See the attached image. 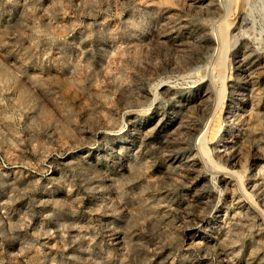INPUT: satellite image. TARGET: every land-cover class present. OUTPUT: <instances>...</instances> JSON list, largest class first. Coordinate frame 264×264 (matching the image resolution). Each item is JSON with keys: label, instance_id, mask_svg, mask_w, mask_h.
Masks as SVG:
<instances>
[{"label": "rangeland", "instance_id": "obj_1", "mask_svg": "<svg viewBox=\"0 0 264 264\" xmlns=\"http://www.w3.org/2000/svg\"><path fill=\"white\" fill-rule=\"evenodd\" d=\"M0 264H264V0H0Z\"/></svg>", "mask_w": 264, "mask_h": 264}, {"label": "bare ground", "instance_id": "obj_2", "mask_svg": "<svg viewBox=\"0 0 264 264\" xmlns=\"http://www.w3.org/2000/svg\"><path fill=\"white\" fill-rule=\"evenodd\" d=\"M220 27H222V26H220ZM218 28H219V27H218ZM225 31H226V30H225ZM219 35H220L219 38H221L220 41H222V50H221V54L219 55V60H218V62H217V71H218V74H219V75H222V74H223V71H224V62H225V56H224V53H225V50H226V49H224V46H225V40L228 39V37L225 38L223 28H222V29L220 28ZM227 35H228V33H227ZM227 35H226V36H227ZM227 41H228V40H227ZM219 44H220V43H219ZM227 46H228V45H227Z\"/></svg>", "mask_w": 264, "mask_h": 264}]
</instances>
